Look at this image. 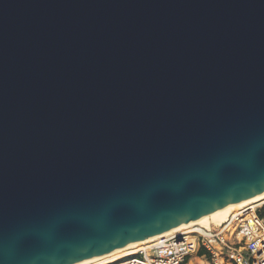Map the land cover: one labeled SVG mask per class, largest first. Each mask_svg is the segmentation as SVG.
Listing matches in <instances>:
<instances>
[{
  "label": "water",
  "instance_id": "1",
  "mask_svg": "<svg viewBox=\"0 0 264 264\" xmlns=\"http://www.w3.org/2000/svg\"><path fill=\"white\" fill-rule=\"evenodd\" d=\"M262 192L264 0H0V264Z\"/></svg>",
  "mask_w": 264,
  "mask_h": 264
},
{
  "label": "built area",
  "instance_id": "2",
  "mask_svg": "<svg viewBox=\"0 0 264 264\" xmlns=\"http://www.w3.org/2000/svg\"><path fill=\"white\" fill-rule=\"evenodd\" d=\"M264 201L225 221L192 226L134 247L101 264H264Z\"/></svg>",
  "mask_w": 264,
  "mask_h": 264
},
{
  "label": "bare ground",
  "instance_id": "3",
  "mask_svg": "<svg viewBox=\"0 0 264 264\" xmlns=\"http://www.w3.org/2000/svg\"><path fill=\"white\" fill-rule=\"evenodd\" d=\"M264 201V192L255 195L253 197L244 199L242 201H240L239 203H232L226 207H224L221 210H218L217 212H210L208 214H205L203 216H200L194 220H191L190 222L186 223V224H182V225H178L175 227L170 228L167 231H164L162 233L150 236L144 240L138 241V242H134L131 243L129 245L123 246L121 248L112 250L110 252L104 253L102 255L99 256H95V257H90L78 262H75L73 264H101L107 261H110V259L114 258L115 256H119V254L124 253L134 247H138L141 246L145 243L154 241L156 239H158V237H160L161 235H171L174 233H178L182 230L188 229L192 226H201V227H209L212 225H218L220 223H222L223 221H225L232 213L237 212L240 208L252 204V205H256L258 203H261Z\"/></svg>",
  "mask_w": 264,
  "mask_h": 264
},
{
  "label": "trees",
  "instance_id": "4",
  "mask_svg": "<svg viewBox=\"0 0 264 264\" xmlns=\"http://www.w3.org/2000/svg\"><path fill=\"white\" fill-rule=\"evenodd\" d=\"M260 215H261L262 217H264V212H261Z\"/></svg>",
  "mask_w": 264,
  "mask_h": 264
},
{
  "label": "rangeland",
  "instance_id": "5",
  "mask_svg": "<svg viewBox=\"0 0 264 264\" xmlns=\"http://www.w3.org/2000/svg\"><path fill=\"white\" fill-rule=\"evenodd\" d=\"M189 229V228H188ZM122 254V253H121ZM120 255V254H119ZM118 256V255H117ZM116 257V256H115Z\"/></svg>",
  "mask_w": 264,
  "mask_h": 264
}]
</instances>
